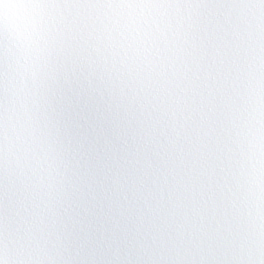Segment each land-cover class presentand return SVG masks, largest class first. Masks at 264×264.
<instances>
[{
    "label": "snow or ice",
    "instance_id": "1",
    "mask_svg": "<svg viewBox=\"0 0 264 264\" xmlns=\"http://www.w3.org/2000/svg\"><path fill=\"white\" fill-rule=\"evenodd\" d=\"M0 264H264V0H0Z\"/></svg>",
    "mask_w": 264,
    "mask_h": 264
},
{
    "label": "clouds",
    "instance_id": "2",
    "mask_svg": "<svg viewBox=\"0 0 264 264\" xmlns=\"http://www.w3.org/2000/svg\"><path fill=\"white\" fill-rule=\"evenodd\" d=\"M139 8L140 6L136 5L132 6L131 10H128V6L125 5L123 10L118 9L111 13V15L124 24H128L130 21L135 19L137 26H139L140 21L145 18H151L160 15L155 11L149 12L146 7L144 11H140ZM127 160L128 163L126 165H123V162H121L123 166L120 174L117 176L115 173H113L111 178L113 183H118L119 186L124 190L130 191L132 189V186L135 182H137L138 177L143 175L142 169L145 164L150 162L154 168H158V162L155 157L149 161L147 159L141 160L135 156H129L127 157ZM152 179L155 180V175H153ZM4 255L5 258H7V249H5Z\"/></svg>",
    "mask_w": 264,
    "mask_h": 264
}]
</instances>
